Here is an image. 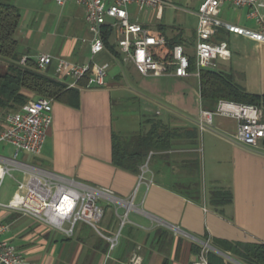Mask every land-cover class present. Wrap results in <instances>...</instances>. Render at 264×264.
Returning a JSON list of instances; mask_svg holds the SVG:
<instances>
[{"label":"crops","instance_id":"crops-1","mask_svg":"<svg viewBox=\"0 0 264 264\" xmlns=\"http://www.w3.org/2000/svg\"><path fill=\"white\" fill-rule=\"evenodd\" d=\"M2 1L26 6L31 23L25 24L23 32L20 26L21 48L35 58L42 52L52 54L54 61L47 70L56 72L60 57L74 63L109 65L105 86L86 87L79 82L78 106L53 99V121L43 151L37 155L23 151L16 159L111 191L110 197L100 200L105 215L98 229L78 222L72 234L32 214L0 205V221L8 225L2 238L15 244L28 264H192L199 257L203 242L227 261L242 264L216 244L264 241V139L257 148L239 143V121L219 113L213 115L212 123L201 127L203 112L215 110L204 108L201 95V72L210 68L195 74L200 1L195 10L174 4L162 10L142 11L135 4L129 6L132 21L141 23L150 34L164 36L168 43L176 37L181 39L178 44L195 59L193 73L187 77L144 75L125 61L118 45V28L112 26L113 18L108 19L101 37L106 26L112 28L121 58L112 57L105 48L93 55L86 10L80 4L68 2L61 6L56 0ZM167 9L194 15L196 26L187 32L184 25L161 23ZM253 11L252 6L236 7L226 2L219 18L262 29L264 9H259L262 21L252 16ZM32 38L35 45L30 44ZM213 39L226 42L232 54L230 59L217 58L214 70L231 76L251 93L263 94L264 43L224 27ZM161 49L155 48L156 52ZM171 61L172 56L162 62L171 66ZM153 119L179 130L172 138L173 147L151 151L142 165L148 167L143 177L142 167L139 174H134L116 166L114 134L131 136L146 132ZM14 154L11 144L0 143V158H14ZM193 160L200 162L196 170L191 168ZM8 175L14 189L3 198L11 196L9 202L24 175L18 169ZM195 181L199 183L200 201H194L193 192L188 189ZM221 188L230 189L233 200L217 208L209 198L213 190ZM8 202L0 200L2 204ZM114 237L117 244L112 247Z\"/></svg>","mask_w":264,"mask_h":264},{"label":"built area","instance_id":"built-area-1","mask_svg":"<svg viewBox=\"0 0 264 264\" xmlns=\"http://www.w3.org/2000/svg\"><path fill=\"white\" fill-rule=\"evenodd\" d=\"M199 1L195 74L199 75L200 70L204 68H216L217 58H231L228 44L213 39L220 27L264 43V27L255 30L224 22L219 18L222 6L230 2L236 7L252 6L254 8L252 16L262 21L259 9H264V0ZM56 2L61 6L74 2L85 7L86 22L92 34L90 46L93 55L104 50L102 29L108 23V19L113 18L115 21L112 26L118 28L120 34L118 45L124 54V60L134 64L139 72L144 75L174 74L178 77H187L193 73L190 70V57L182 45L177 44L173 47L171 66L157 60L153 50L166 46L167 39L164 36L150 34L141 23L131 19L129 12L131 4H135L138 11L162 10L167 6H173L170 0H56ZM26 58L25 56L22 62H25ZM36 60L38 69L46 71L53 63L54 56L42 52L37 55ZM172 65H174L173 71ZM108 69L107 63H74L60 57L55 74L65 80L69 87H78L83 78H87L86 87H103L106 85ZM52 102V98H36L23 105L21 109L7 114L5 126L0 131V143L11 144L15 148V154L14 158H0L2 164L0 179L3 180L13 169L22 171L24 176L17 182V189L11 200L7 204L0 203V205L32 214L68 234L73 233L78 222H87L98 229V224L104 216V208L99 201L110 197V190L98 189L75 178L58 175L16 159L23 151L33 155L43 151L47 130L53 121L50 113ZM215 113L234 117L239 121L237 132L239 143L254 148L259 147L264 139L262 108L254 104L221 100L215 111L203 112L202 128L212 123ZM4 162L6 165L3 164ZM147 170V165L142 167V177ZM66 224L70 226L66 227ZM7 230L8 225L0 221V264H28L16 245L2 238ZM116 244L117 237H114L112 247ZM210 250L211 246L203 242L199 257L192 264H209Z\"/></svg>","mask_w":264,"mask_h":264},{"label":"trees","instance_id":"trees-1","mask_svg":"<svg viewBox=\"0 0 264 264\" xmlns=\"http://www.w3.org/2000/svg\"><path fill=\"white\" fill-rule=\"evenodd\" d=\"M22 22V11L14 3L0 0V131L4 128L2 122L4 114L17 111L28 102L47 97L63 103L78 106L80 103V90L69 87L65 80L59 78L54 70L41 71L34 56L27 54L21 48L18 32ZM104 48L109 55L120 59L122 54L113 41V30L106 26L102 35ZM181 39L169 40L166 48L153 54L157 60L168 61L171 59L173 47ZM25 62H22L24 57ZM191 59V68H195V59ZM80 84H87V78L80 80ZM201 95L205 109L216 110L219 101L227 100L236 103L254 104L264 109V93L257 94L247 91L237 85L233 78L218 70L206 69L201 72ZM150 130L131 136L114 134L113 136V162L116 166L139 174L141 167L151 153L171 149L173 137L178 129L153 119ZM200 162L193 160L191 168L196 170ZM199 183L195 181L188 187L194 201H200ZM210 203L223 207L233 200L230 189L221 188L213 190L210 194ZM105 215V212H104ZM104 217V216H103ZM216 247L230 255L242 264H264L263 242H231L221 241ZM202 246L199 251L201 252ZM209 264H234L225 259L216 251L208 253Z\"/></svg>","mask_w":264,"mask_h":264},{"label":"rangeland","instance_id":"rangeland-1","mask_svg":"<svg viewBox=\"0 0 264 264\" xmlns=\"http://www.w3.org/2000/svg\"><path fill=\"white\" fill-rule=\"evenodd\" d=\"M172 4L176 5V6H180V7H185L187 9H191V10H195L197 9V5H198V0H170ZM20 9L22 11V22H21V31L23 32V30L25 29V27L27 26V24L31 23V21L29 22V16L26 14V10H25V7L24 6H20ZM143 13L142 12L140 14V16L142 17L143 16ZM152 11L149 12V16H152ZM161 23H165V24H173V25H184L185 28H186V31L189 32L193 29V27L196 26L197 24V17H195L194 15L192 14H186V13H183L179 10H166L165 14H164V19L161 21ZM26 24V26H25ZM35 41V38H32V42H30L31 45H35L34 43ZM1 58V57H0ZM0 71H2L0 69ZM8 113H5L4 114V117H3V120L2 122L4 123L5 125V118L7 116ZM0 173H1V168H0ZM17 175V173H16ZM13 180L10 179L9 175H7V177L4 179V180H0V200H3L4 202H8V200L10 199V197L8 196L7 198H3L4 194L6 192H11L13 191L14 189V186H13ZM99 203L101 205H104L103 202L99 201ZM106 203V202H105Z\"/></svg>","mask_w":264,"mask_h":264}]
</instances>
